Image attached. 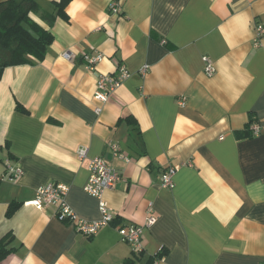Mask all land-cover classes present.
<instances>
[{
    "label": "crops",
    "instance_id": "0c3cea01",
    "mask_svg": "<svg viewBox=\"0 0 264 264\" xmlns=\"http://www.w3.org/2000/svg\"><path fill=\"white\" fill-rule=\"evenodd\" d=\"M35 1L32 17L54 42L44 61L0 81V242L10 250L0 264H264V0H73L52 26L42 15L55 16L59 0ZM98 54L100 73L130 71L100 115L85 61ZM94 157L121 173L104 196L116 218L98 234L27 205L61 183L78 216L98 220L84 191ZM8 165L24 176L10 181ZM172 166L175 187L164 189ZM151 205L157 221L146 226ZM130 225L144 226L142 254L119 235Z\"/></svg>",
    "mask_w": 264,
    "mask_h": 264
},
{
    "label": "built area",
    "instance_id": "2783aa9c",
    "mask_svg": "<svg viewBox=\"0 0 264 264\" xmlns=\"http://www.w3.org/2000/svg\"><path fill=\"white\" fill-rule=\"evenodd\" d=\"M111 11L114 14L119 12V3L113 1L110 5ZM264 37V28L258 26L256 29L255 42L258 44ZM65 58L68 60L72 59L70 54H65ZM104 56L101 54L85 56L87 62V69L95 73L96 76V89L94 93V100L100 105L96 107L95 112L100 115L103 111V107L108 104L114 95V93L123 85V83L130 77V71L128 68L121 64L117 71L113 75L102 74L97 70V66ZM205 62V73L209 77L215 75L216 69L213 63L208 57H204ZM149 71V66L145 65L141 68L140 73L143 76ZM181 105L185 106V100H181ZM253 131L255 134L259 133V126L254 125ZM110 148L114 152V156L121 160L129 163L130 159L127 158L121 151L120 148L112 144ZM80 159L84 160L88 156V150L81 148L78 151ZM178 169L174 166L166 169L162 174L161 187L164 189H174L175 181L174 178L177 174ZM90 177L87 184L84 187V191L96 198L99 203V210L101 217L96 221H88L82 219L72 209L67 202V195L70 188L61 183H49L44 186H40L36 190L35 198L28 202L27 205L33 206L38 210H44L49 206H53L56 209V217L60 222L75 223L77 230L85 236H95L103 228L109 226L116 218V212L109 206L104 196L108 190L113 189L121 179V173L117 169L111 167L106 159L101 157H94L90 159L89 164ZM6 174L10 177V181L14 182L22 178L25 174L23 168L19 166H7ZM149 216L146 220V226L154 225L157 221L153 215V206L151 205L149 210ZM119 235L123 241L128 243L135 254H142L145 251L143 243L144 226L130 225L119 229Z\"/></svg>",
    "mask_w": 264,
    "mask_h": 264
},
{
    "label": "trees",
    "instance_id": "16d2710c",
    "mask_svg": "<svg viewBox=\"0 0 264 264\" xmlns=\"http://www.w3.org/2000/svg\"><path fill=\"white\" fill-rule=\"evenodd\" d=\"M72 1L55 2L56 15L46 13L42 17L50 26L57 17L67 19L66 9ZM38 14L41 15L42 10L35 0H7L0 3V81L7 68L34 65L46 58L48 49L54 42V35L33 19L32 16ZM18 110L26 112L21 106H18ZM126 119L133 118L129 116ZM16 209L17 206L12 204L8 216ZM9 253L10 250L6 249L5 243L0 242V261ZM162 257L163 254L159 253L156 259Z\"/></svg>",
    "mask_w": 264,
    "mask_h": 264
}]
</instances>
